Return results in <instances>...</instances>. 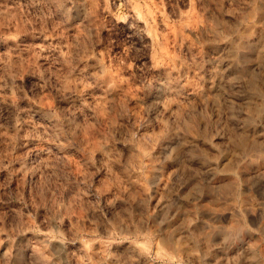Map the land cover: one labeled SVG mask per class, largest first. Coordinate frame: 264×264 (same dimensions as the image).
<instances>
[{
  "label": "rangeland",
  "instance_id": "rangeland-1",
  "mask_svg": "<svg viewBox=\"0 0 264 264\" xmlns=\"http://www.w3.org/2000/svg\"><path fill=\"white\" fill-rule=\"evenodd\" d=\"M158 1L170 89L122 0H0V264H264V0Z\"/></svg>",
  "mask_w": 264,
  "mask_h": 264
},
{
  "label": "bare ground",
  "instance_id": "bare-ground-1",
  "mask_svg": "<svg viewBox=\"0 0 264 264\" xmlns=\"http://www.w3.org/2000/svg\"><path fill=\"white\" fill-rule=\"evenodd\" d=\"M102 1L106 2L108 0H102ZM179 2L189 4L190 0H176L175 4L171 5L172 6L170 9L171 14L178 17V18H181L184 15V12H183L184 10L181 9ZM122 3L124 4V6L126 8V15L124 16L125 18L122 19L120 16L111 15L110 18L113 21V23L116 25H121L124 28H127L128 31H131V32L139 31L141 36L148 42L147 44H148L149 48H153L154 44L157 42L158 43V44L156 43L157 46L161 45V48H163L161 50L164 51V47H162V46H164L167 43V40L170 39L171 36H175L177 34V33L175 34V32H178V31H175L173 26H171L169 24V22L166 21V19L164 17L165 14L163 15V6L160 5L159 1L158 0H143V1H141V0H122ZM187 18L188 19L186 20V22H183V24L181 25V31L196 32V31L204 28V24L202 22H199L192 15L188 14ZM158 29H160V31ZM153 54H154V52H153ZM171 60L172 59H171V56H170L168 51H164L158 58L154 57V56H150L151 69L157 73L156 85L158 86V88L155 87L156 89H160V88L164 89L165 87L170 89V88L174 87L171 82H169V81L166 82V80L168 78V76H166L167 75L166 70L169 68V65H170L169 62ZM222 61H223V58L219 57V55H215L213 57V62L215 64L220 65L222 63ZM97 68H100V70H102L104 67H103V65H97ZM165 73H166V75H165ZM107 76H109L110 79H112L114 82H116L118 84L123 82V78H122L119 70L111 71V72H109V75H107ZM216 87L221 88V87H223V85H222V83L218 82L216 84ZM183 93L184 94H183L182 100L184 102H187V103L191 102V101H195V99H197V96H198L196 89L194 90L193 88L188 89V90H186V92H183ZM151 95H153V94H151ZM154 96L157 97V92H156V94H154ZM154 96H152V97H154ZM226 96L230 97V95L227 92H226ZM146 98L149 99V96ZM197 105H199V104L198 103L195 104V107ZM192 107H193V105H192ZM171 108L172 107L168 108V107L162 106L163 112L167 113V114H169V113L172 114ZM198 161L199 160H197V162ZM199 162H198V164H199ZM202 164H203V162H202ZM205 165L207 166V163ZM134 246H132L133 249L135 248ZM129 248L131 249V247H129Z\"/></svg>",
  "mask_w": 264,
  "mask_h": 264
}]
</instances>
